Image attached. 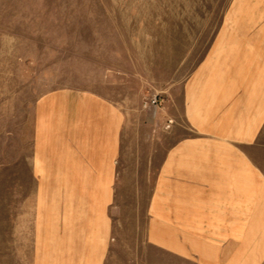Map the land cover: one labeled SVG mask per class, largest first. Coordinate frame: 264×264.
Returning <instances> with one entry per match:
<instances>
[{
    "label": "crops",
    "instance_id": "obj_1",
    "mask_svg": "<svg viewBox=\"0 0 264 264\" xmlns=\"http://www.w3.org/2000/svg\"><path fill=\"white\" fill-rule=\"evenodd\" d=\"M261 1L239 0L223 23L219 46L238 48L232 63L243 55L241 70L232 65L210 74L209 64L206 74H191L171 94L176 112L169 103L152 118L138 111L140 129L174 120L170 138H138V181L145 167L153 175L149 242L185 257L177 242L189 236L195 264H264V71L256 51L264 47ZM241 48L256 53L247 60ZM133 121V107L91 90L63 89L35 102L29 157L35 184L20 220L29 227L19 233L31 236L30 264L106 263L117 240L119 161ZM151 143L157 147L147 155Z\"/></svg>",
    "mask_w": 264,
    "mask_h": 264
},
{
    "label": "rangeland",
    "instance_id": "obj_2",
    "mask_svg": "<svg viewBox=\"0 0 264 264\" xmlns=\"http://www.w3.org/2000/svg\"><path fill=\"white\" fill-rule=\"evenodd\" d=\"M238 2L0 0V264L31 263V236L19 234L29 227L20 220L28 209L29 186L35 184L29 176L30 114L37 100L63 89L95 91L134 108V125L125 130L130 144L123 145L119 161L117 240L105 264H195L189 256V236H179L177 242L185 246V257L149 242L146 221L153 175L143 167L138 181V138H170L174 120L160 129L153 124L140 129L138 111H149L152 118L169 103L176 112L171 94L179 92L191 74H206L209 64L210 74L226 73L232 65L241 70L243 55L232 63L238 48L219 46L223 23ZM260 22L262 26L264 15ZM241 49L247 60L257 51L264 71V47ZM251 65L246 61L247 70ZM155 96L157 107L151 105ZM145 147L148 155L157 145ZM167 237V246L173 247V236ZM203 244L198 242V254L205 251Z\"/></svg>",
    "mask_w": 264,
    "mask_h": 264
},
{
    "label": "built area",
    "instance_id": "obj_3",
    "mask_svg": "<svg viewBox=\"0 0 264 264\" xmlns=\"http://www.w3.org/2000/svg\"><path fill=\"white\" fill-rule=\"evenodd\" d=\"M159 99L157 96H155L152 100H151V105H154V106H158L159 105ZM147 104H149V102H147ZM172 121V120H171Z\"/></svg>",
    "mask_w": 264,
    "mask_h": 264
}]
</instances>
